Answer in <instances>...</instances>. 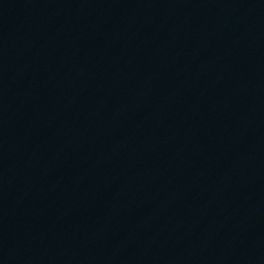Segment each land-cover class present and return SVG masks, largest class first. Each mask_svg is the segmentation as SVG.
Wrapping results in <instances>:
<instances>
[{
	"label": "water",
	"instance_id": "water-1",
	"mask_svg": "<svg viewBox=\"0 0 264 264\" xmlns=\"http://www.w3.org/2000/svg\"><path fill=\"white\" fill-rule=\"evenodd\" d=\"M0 264H264V0H0Z\"/></svg>",
	"mask_w": 264,
	"mask_h": 264
}]
</instances>
